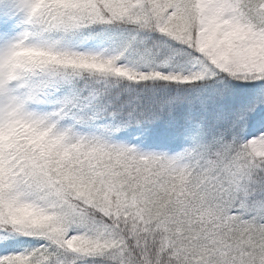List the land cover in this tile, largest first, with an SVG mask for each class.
Masks as SVG:
<instances>
[{
    "label": "snow or ice",
    "instance_id": "obj_1",
    "mask_svg": "<svg viewBox=\"0 0 264 264\" xmlns=\"http://www.w3.org/2000/svg\"><path fill=\"white\" fill-rule=\"evenodd\" d=\"M0 264H264V0H0Z\"/></svg>",
    "mask_w": 264,
    "mask_h": 264
}]
</instances>
